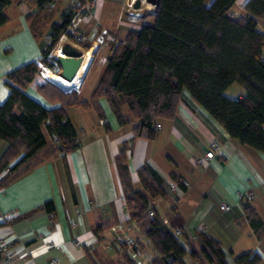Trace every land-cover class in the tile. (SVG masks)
<instances>
[{
	"label": "crops",
	"instance_id": "crops-1",
	"mask_svg": "<svg viewBox=\"0 0 264 264\" xmlns=\"http://www.w3.org/2000/svg\"><path fill=\"white\" fill-rule=\"evenodd\" d=\"M94 1L68 27L72 35H85L80 44H89L100 56L98 68L87 69L78 89L80 97L89 102L114 47L111 36L123 40L128 31L149 22L141 12L130 11L126 1ZM246 1L236 0L229 15L242 16ZM66 4L68 0H58L53 9H48L39 8L36 0H13L5 8L8 20L0 26V103L10 91L5 84L6 73L41 59L46 35L51 24L60 22L68 11ZM256 19L258 29L261 22L264 32V17ZM37 82L38 76L25 91L43 105L57 104L38 92ZM225 93L237 97L245 89L233 82ZM99 103L110 130L105 129L91 103L89 107L71 105L68 115L78 131L80 146L45 156L0 183V241L7 244L0 252V264H49L52 258L59 264H127L125 254L136 264H152L155 251L142 229L130 220L123 200L116 156L125 141L135 188L142 189L138 167L144 164L151 165L168 184L174 182L171 176L175 175L186 185V189L178 185L176 199L150 198L151 208L170 228H181L190 237L197 231L214 236L227 252L228 264H235L234 257L246 251L258 252L260 264H264V151L231 137L187 90L174 118L156 119L161 127L154 139L133 138L139 120L121 125L107 99L100 97ZM122 111L131 115L127 104ZM214 144V156L206 157ZM7 145L6 140H0V156ZM199 158L202 163L197 162ZM48 200L54 203L53 211L45 206ZM222 203L230 208L221 209ZM247 207L260 217L262 228L256 230L251 225ZM72 218L76 225L71 224ZM125 238L132 239L137 247H128ZM77 241L83 245H77ZM185 246L190 250L187 243ZM193 247L200 252L198 240ZM184 260L187 264H217L203 256L194 260L189 252Z\"/></svg>",
	"mask_w": 264,
	"mask_h": 264
},
{
	"label": "trees",
	"instance_id": "trees-1",
	"mask_svg": "<svg viewBox=\"0 0 264 264\" xmlns=\"http://www.w3.org/2000/svg\"><path fill=\"white\" fill-rule=\"evenodd\" d=\"M12 1L0 0V26L8 20L5 8ZM50 1L36 0V4L46 8ZM235 2L157 0L152 21L128 31L113 47L90 102L83 100L77 89L64 91L55 82L45 80L37 82L38 92L50 103H57L46 106L25 89L38 76L42 65L60 67L49 54L61 35L68 32L74 13L64 12L60 22L51 24V38L43 47L41 59L24 63L5 75L10 91L0 103V140H6L8 145L0 156V174L5 169L8 172L0 183L8 182L45 156L56 151L67 153L80 146L78 131L68 115L71 105L89 107L91 103L105 129L110 130L100 97L107 99L119 124L139 120L133 128V138L154 139L158 131L156 119L174 118L187 90L191 99L203 106L231 137L264 151V32L258 29L256 19L264 17V0H247L245 13L238 18L228 13ZM84 47L90 48L89 44ZM233 82L245 89L242 96L225 93ZM125 104L130 116L122 111ZM126 149L125 141L116 156L123 200L130 220L142 229L155 251L152 264H187L184 256L188 252L194 260L203 256L208 262L228 264L227 252L217 238L205 231H197L194 237L176 234L155 213L150 206L151 197L176 199V195L171 194L170 184L149 164L138 167L142 189L135 188ZM171 177L186 189L178 177ZM45 206L54 210L52 200L46 201ZM247 213L256 230L263 227L254 210L247 207ZM195 240L200 242V252L193 247ZM125 259L127 264H136L127 254ZM261 260L256 251L234 257L235 264H260Z\"/></svg>",
	"mask_w": 264,
	"mask_h": 264
},
{
	"label": "built area",
	"instance_id": "built-area-1",
	"mask_svg": "<svg viewBox=\"0 0 264 264\" xmlns=\"http://www.w3.org/2000/svg\"><path fill=\"white\" fill-rule=\"evenodd\" d=\"M57 2H58V0H52V1L48 2V3H46L45 6H46V8L51 9V8L55 7V5L57 4ZM94 2L95 1L92 0L91 2L90 1H86L85 3H83V0H70L71 6H73V7L76 8L75 13L72 16L71 22H73L76 19V17L81 12L85 11L90 5H93ZM67 31H68V28H67ZM50 38H51L50 37V34L46 35V41H47V43H49ZM66 39H69L70 42L72 41L76 45V44L81 43L82 41H84L86 39V37L83 34L72 35L68 31L67 33H64V34L61 35V38H60V40L57 43V45H58L59 48H60L61 44L64 43V40H66ZM111 39L113 40L114 46L119 43V40L116 39L115 37H111ZM51 55H52V53L49 54V56H51ZM50 69L53 70V71H59L57 69V65H53V67L50 68ZM155 127L157 129H159L161 127V123H159V122L157 123L156 122ZM216 147H217V144H214L212 146V148L209 151L206 152V155L205 156L208 157V158H212L214 156V154H215ZM197 162L198 163H202L203 160L201 158H199L197 160ZM177 190H178V184L176 182H171L170 183V191H171V194L172 195L173 194L176 195V191ZM248 196L251 197L252 196V193L251 192L248 193ZM172 198L175 199L174 197H172ZM229 208H230V206L227 203H222L221 204V209L227 210ZM13 213H14V211L12 213H10V214H13ZM149 213H150V215H153L154 214V211L153 210H150ZM78 215H80V213H78ZM76 223H77L76 219L75 218H72L71 219V224L72 225H76ZM118 226L119 225L113 226V229L116 230ZM174 231H175L176 234L182 233V229L181 228H176V229H174ZM124 240L126 241L127 246L130 247L131 249H134V248L137 247V244L132 239L125 238ZM76 244L79 245V246H82L83 245V243L81 241H77ZM6 246H7V244L4 241H0V252H2L6 248ZM49 264H59V261H58L57 258H52L50 260V263Z\"/></svg>",
	"mask_w": 264,
	"mask_h": 264
},
{
	"label": "rangeland",
	"instance_id": "rangeland-1",
	"mask_svg": "<svg viewBox=\"0 0 264 264\" xmlns=\"http://www.w3.org/2000/svg\"><path fill=\"white\" fill-rule=\"evenodd\" d=\"M69 1V4H66V5H68V6H65V7H67V9L68 10H71V11H73V13H75V10H76V8L75 7H73V6H71V3H70V0H68ZM87 1H92V0H87ZM94 1V0H93ZM120 2L121 1H126V5H127V7L130 9V11H132V12H141L142 13V15H144V17H145V19H147L149 22H151L152 21V19H153V16H154V13H155V6H153L151 3H149V2H147L146 0H142V4H141V7L140 8H134L133 7V3H134V1L135 0H119ZM85 2H86V0H85ZM68 3V2H67ZM53 9V8H52ZM260 19V18H259ZM261 19H263V18H261ZM261 21V20H260ZM260 25V27H259V30H262L261 28H263V26H262V24H261V22L259 23ZM111 37H115L116 39H118L115 35H112ZM112 40V39H111ZM119 40V39H118ZM65 41H69L70 42V40L69 39H66V40H64V42ZM112 42H113V40H112ZM47 43V42H46ZM71 43H73L72 41H71ZM74 45H75V43H73ZM76 46H78L79 48H81L84 52L85 51H87L88 49H85V47L84 46H82L80 43H78V44H76ZM113 46H114V43H113ZM56 49H54V50H52L51 51V53H52V55H51V57H55L56 56V52L57 51H59V47H58V45L55 47ZM90 49V48H89ZM99 55L97 54V51L96 50H94L93 49V51H92V57H91V62H90V65H89V67H88V69H97L98 68V66H99V64H98V59H99ZM43 67L41 68V71L38 73V80L40 81V82H44L45 80H48L50 83H53V82H55V83H53V84H55V85H60L61 86V88L64 90V91H71V90H74V89H79L80 87H81V85H80V82H78V81H64V80H62V78H61V76L60 75H58L59 77H60V80L59 79H56V80H54V79H48L46 76H45V74H44V72H45V70H47L49 67H47V66H45V65H42ZM57 69L59 70V71H55V72H57V73H59L60 72V69H61V67H59V66H57ZM103 69H104V67H103ZM58 78V77H57ZM83 79V78H82ZM73 82V83H72ZM82 82V81H81ZM62 83L65 85H62ZM71 83V85L73 86L72 88H69V89H67V87H69V86H71V85H68V84H70ZM80 85V86H79ZM60 86H58V87H60ZM79 86V87H78ZM85 93V92H84ZM14 161H12V163H13ZM8 172V171H7ZM7 172H5V173H7Z\"/></svg>",
	"mask_w": 264,
	"mask_h": 264
},
{
	"label": "water",
	"instance_id": "water-1",
	"mask_svg": "<svg viewBox=\"0 0 264 264\" xmlns=\"http://www.w3.org/2000/svg\"><path fill=\"white\" fill-rule=\"evenodd\" d=\"M153 6H156L157 0H146ZM142 0H135L134 8H140ZM60 53L54 57L60 63V75L68 80L75 76L82 60L84 51L69 41H65L59 48Z\"/></svg>",
	"mask_w": 264,
	"mask_h": 264
},
{
	"label": "bare ground",
	"instance_id": "bare-ground-1",
	"mask_svg": "<svg viewBox=\"0 0 264 264\" xmlns=\"http://www.w3.org/2000/svg\"><path fill=\"white\" fill-rule=\"evenodd\" d=\"M93 49L94 48H90V49H88L87 51H85L83 53V60H82L80 66H79V68H78V70H77V72H76V74H75V76L73 77L72 80H68V79L64 78L62 75H60V73H57V72L51 70L50 68H48L47 70H45V72H44L45 76L48 77V78H50V79L52 78L54 80H56V79H59L60 80V77L58 76V75H60L61 78H62V80H64V81H78V82H81L82 81V78H83L84 74L86 73V71H87V69L89 67V64L91 62V57H92V51H93ZM56 53L59 54L60 51H57ZM62 85H64V84L62 83ZM68 85H71V83L68 84ZM72 85L69 86V87H67V88H72L74 86V85L73 86Z\"/></svg>",
	"mask_w": 264,
	"mask_h": 264
}]
</instances>
